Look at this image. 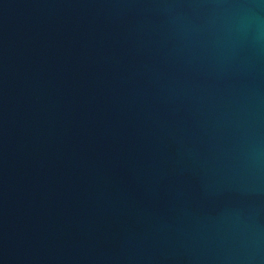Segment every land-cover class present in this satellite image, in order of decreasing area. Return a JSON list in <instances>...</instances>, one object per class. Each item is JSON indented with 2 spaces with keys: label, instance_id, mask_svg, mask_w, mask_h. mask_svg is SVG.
I'll use <instances>...</instances> for the list:
<instances>
[{
  "label": "water",
  "instance_id": "obj_1",
  "mask_svg": "<svg viewBox=\"0 0 264 264\" xmlns=\"http://www.w3.org/2000/svg\"><path fill=\"white\" fill-rule=\"evenodd\" d=\"M0 264H264V0H0Z\"/></svg>",
  "mask_w": 264,
  "mask_h": 264
}]
</instances>
